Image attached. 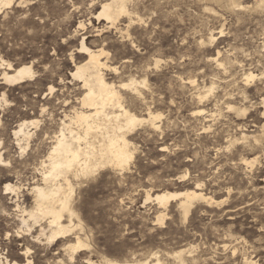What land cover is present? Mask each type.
Masks as SVG:
<instances>
[{
    "label": "rangeland",
    "instance_id": "rangeland-1",
    "mask_svg": "<svg viewBox=\"0 0 264 264\" xmlns=\"http://www.w3.org/2000/svg\"><path fill=\"white\" fill-rule=\"evenodd\" d=\"M106 1L27 0L1 17L0 56L35 71L0 84L9 159L0 165L1 264H181L182 249L185 264H264V0H129L114 24L98 16ZM83 40L104 51L106 80L144 120L127 134L134 157L125 168L70 176L76 214L64 212L70 231L52 239L50 219H29L31 187L43 183L64 115L81 107L72 72L87 58ZM132 81L137 91L123 86ZM23 120L39 123L21 146ZM196 187L210 200L194 201L188 215L181 197L166 206L154 198ZM77 238L85 246L74 251Z\"/></svg>",
    "mask_w": 264,
    "mask_h": 264
},
{
    "label": "bare ground",
    "instance_id": "bare-ground-1",
    "mask_svg": "<svg viewBox=\"0 0 264 264\" xmlns=\"http://www.w3.org/2000/svg\"><path fill=\"white\" fill-rule=\"evenodd\" d=\"M26 1L27 0H0V20L2 16L7 14V10H13L16 5L21 6ZM128 2L129 0H107L103 3L102 10L98 16L106 19L110 24H114L115 20L118 19L121 14L129 13ZM81 52L84 53L87 58L83 62L75 64V70L72 72V76L80 80L82 88L85 90V93L80 99L81 107L74 106L70 114L66 113L64 115V119L60 122L61 126L59 131L54 132L52 136L53 144L48 153V157L42 162L44 166L42 176L43 183L34 184L33 187H31V192L35 196V207H32L33 210L29 214V219H33V227L34 224L42 218L50 219V225L52 226L50 238L52 239L59 238L70 231V229L63 224L64 212L71 210L70 200L74 192L70 187V176L88 175L97 169L99 170L100 167H105L107 165L125 168L134 157L127 134L134 126L144 120L142 119L143 117L140 118L122 104L119 90L113 83L106 80L102 71L104 68L108 67V65L101 59L104 51L102 49H90L86 46L85 40H83ZM32 66L31 63L14 66L12 62L4 60V58L0 56V70L2 71L0 84L15 86L24 83L35 76V71ZM254 77L255 75L250 72L246 74L245 80ZM135 84L136 81H132L129 84H123V86H131L137 91L134 87ZM52 89L53 87L51 90ZM4 102L6 103L7 100L5 94L2 93V96H0V106ZM148 115L151 124L155 126L156 123L154 120L159 116L154 115L152 112L148 113ZM29 121L30 120L21 121L18 125V130H15L14 133L21 146L22 140L32 138L30 127L39 123L38 121ZM8 160L9 159H6L2 152H0L1 167H5L9 162ZM71 186L73 185L71 184ZM14 187L13 184H7L5 186L6 193L11 192L9 190L14 191ZM148 196L147 199L153 198L150 195ZM180 197L182 198L181 207L186 215L191 212L190 209L194 201L210 200L199 191L198 187L180 193L164 191L154 195L155 200L162 206H166L173 198ZM71 212L70 215L72 214V216L76 214L73 210H71ZM160 220H164V215L161 216ZM78 238L76 240H78ZM82 242L78 240L77 245L73 246L72 244V249L76 251L85 246ZM73 250H71V252ZM182 250L178 253L175 252L174 256L176 259H179L177 260L179 263L185 264ZM74 253L75 252H73V254ZM6 264L9 263L7 262ZM27 264H29V262ZM90 264L95 263L91 262ZM105 264L168 263L161 261L159 258H154L151 262L146 260L119 263L105 260Z\"/></svg>",
    "mask_w": 264,
    "mask_h": 264
}]
</instances>
